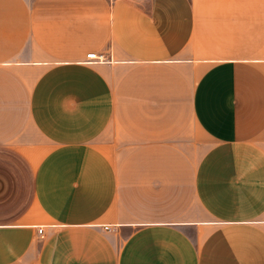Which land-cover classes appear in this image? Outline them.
Masks as SVG:
<instances>
[{
  "label": "crops",
  "instance_id": "obj_1",
  "mask_svg": "<svg viewBox=\"0 0 264 264\" xmlns=\"http://www.w3.org/2000/svg\"><path fill=\"white\" fill-rule=\"evenodd\" d=\"M0 264H264V0H0Z\"/></svg>",
  "mask_w": 264,
  "mask_h": 264
},
{
  "label": "built area",
  "instance_id": "obj_2",
  "mask_svg": "<svg viewBox=\"0 0 264 264\" xmlns=\"http://www.w3.org/2000/svg\"><path fill=\"white\" fill-rule=\"evenodd\" d=\"M87 58H88V60H99V61H101L102 59H103V56H97L96 54H94V53H91V54H88L87 55ZM40 232H42L41 230H40Z\"/></svg>",
  "mask_w": 264,
  "mask_h": 264
}]
</instances>
